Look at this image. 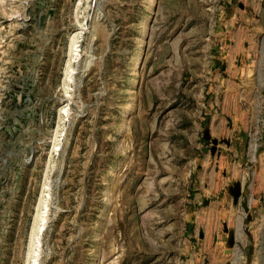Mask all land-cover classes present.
<instances>
[{
	"label": "rangeland",
	"instance_id": "obj_1",
	"mask_svg": "<svg viewBox=\"0 0 264 264\" xmlns=\"http://www.w3.org/2000/svg\"><path fill=\"white\" fill-rule=\"evenodd\" d=\"M259 118L264 0H0V264H264Z\"/></svg>",
	"mask_w": 264,
	"mask_h": 264
},
{
	"label": "built area",
	"instance_id": "obj_2",
	"mask_svg": "<svg viewBox=\"0 0 264 264\" xmlns=\"http://www.w3.org/2000/svg\"><path fill=\"white\" fill-rule=\"evenodd\" d=\"M248 148L251 154V158L255 157L257 148L260 147L261 141L264 138V118L256 120V125H249L248 128ZM249 154V153H248Z\"/></svg>",
	"mask_w": 264,
	"mask_h": 264
},
{
	"label": "crops",
	"instance_id": "obj_3",
	"mask_svg": "<svg viewBox=\"0 0 264 264\" xmlns=\"http://www.w3.org/2000/svg\"><path fill=\"white\" fill-rule=\"evenodd\" d=\"M232 149H233V148H232ZM229 189H230V191H231V199H232L233 202H235L236 199H237V196H238V189H237V186L234 187L233 184H232V185L229 187ZM215 200H216V202L219 201V199H214V200H211V202H212V201H215ZM225 201H226V199H225ZM217 204H218V203H217ZM217 204H215V202H213V205H217Z\"/></svg>",
	"mask_w": 264,
	"mask_h": 264
},
{
	"label": "water",
	"instance_id": "obj_4",
	"mask_svg": "<svg viewBox=\"0 0 264 264\" xmlns=\"http://www.w3.org/2000/svg\"><path fill=\"white\" fill-rule=\"evenodd\" d=\"M214 141H215V140H214ZM244 206L247 207V204L245 203V201H244ZM228 250H229V249H228Z\"/></svg>",
	"mask_w": 264,
	"mask_h": 264
},
{
	"label": "bare ground",
	"instance_id": "obj_5",
	"mask_svg": "<svg viewBox=\"0 0 264 264\" xmlns=\"http://www.w3.org/2000/svg\"><path fill=\"white\" fill-rule=\"evenodd\" d=\"M42 219H43V217H42ZM44 222V221H43ZM46 222V221H45ZM33 264H36V263H33Z\"/></svg>",
	"mask_w": 264,
	"mask_h": 264
}]
</instances>
